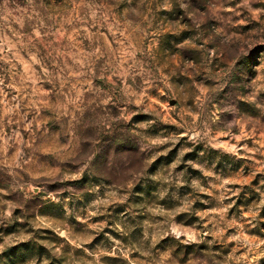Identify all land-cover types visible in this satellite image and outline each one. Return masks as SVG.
I'll use <instances>...</instances> for the list:
<instances>
[{
    "label": "clouds",
    "instance_id": "obj_1",
    "mask_svg": "<svg viewBox=\"0 0 264 264\" xmlns=\"http://www.w3.org/2000/svg\"><path fill=\"white\" fill-rule=\"evenodd\" d=\"M0 264H264V0H0Z\"/></svg>",
    "mask_w": 264,
    "mask_h": 264
}]
</instances>
